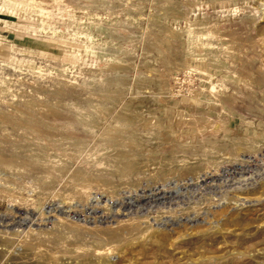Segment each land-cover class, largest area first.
<instances>
[{
	"label": "rangeland",
	"instance_id": "rangeland-1",
	"mask_svg": "<svg viewBox=\"0 0 264 264\" xmlns=\"http://www.w3.org/2000/svg\"><path fill=\"white\" fill-rule=\"evenodd\" d=\"M101 261L264 264V0H0V264Z\"/></svg>",
	"mask_w": 264,
	"mask_h": 264
},
{
	"label": "bare ground",
	"instance_id": "bare-ground-1",
	"mask_svg": "<svg viewBox=\"0 0 264 264\" xmlns=\"http://www.w3.org/2000/svg\"><path fill=\"white\" fill-rule=\"evenodd\" d=\"M252 10H254V9H252ZM250 13H251V12H250ZM251 14H252V13H251ZM255 15H256V14H255ZM252 18H253V17H252ZM255 19H256V18H255ZM254 23H256V22H254ZM227 47H228V46H227ZM231 73H232V72H231ZM233 73L236 74L235 72H233ZM233 73H232V74H233ZM230 75H231V74H230ZM236 75H237V74H236ZM236 75H235V76H236ZM231 79H232V78H231ZM228 80H229V79H228ZM229 81H230V80H229ZM170 88H171V87H170ZM211 89H212V88H211ZM213 89H214V88H213ZM213 89H212V90H213ZM214 90H215V89H214ZM214 90H213V91H214ZM216 93H217V92H216ZM209 94H210V93H209ZM212 95L214 96L215 93H214V94H211V97H212ZM218 95H219V94H218ZM214 97H215V96H214ZM214 99H215V98H214ZM216 99H217V98H216ZM126 107H127V106H125V108H126ZM125 108H124V109H125ZM125 111H126V109H125ZM223 111H224V110H223ZM155 113H156V112H155ZM159 117H160V116H159ZM205 125H207V124H203V126H205ZM208 128H209V127H208ZM198 129H199V128H198ZM200 129H201V128H200ZM205 129H206V128H203V129H201V130H203V132H204ZM199 131H200V130H198V132H199ZM203 132H202V133H203ZM199 133H200V132H199ZM202 133H201V134H202ZM205 133H206V132H205ZM210 142H211V141H210ZM239 144H240V143H239ZM241 145H242V144H241ZM243 145H244V144H243ZM221 146H222V145H221ZM234 146H235V145H234ZM249 146H251V145H250V144L247 145V146L244 145L243 147L251 150L252 147H249ZM252 146H253V145H252ZM254 146H255V145H254ZM217 148H218V147H217ZM219 148H220V147H219ZM222 148H223V147H222ZM255 148H256V147H255ZM215 149H216V148H215ZM237 149H239V148L237 147ZM240 150H241V149H240ZM240 150H239V152H240ZM254 150H255V149H254ZM254 150H253V151H254ZM217 151H218V150H217ZM218 152H219V151H218ZM256 152H258V151H256ZM58 153H59V152H58ZM241 153H242V152H241ZM243 153H244V152H243ZM254 153H255V152H254ZM248 154H249V153H248ZM252 154H253V153H252ZM51 155H52V154H51ZM237 155H239V154H237ZM241 155H242V154H241ZM255 155H257V154H255ZM204 156H205V155H204ZM251 156H252V155H251ZM233 157H234V156H233ZM237 158H238V157H237ZM212 161H213V160H212ZM42 162H43V161H42ZM244 162H245V161L242 160V161H241V164L239 163V165H240V166H244V165H245ZM33 163H34V162H32V164H33ZM212 163H213V162H212ZM237 163H238V162H237ZM38 164H39V163H38ZM46 164H48V163H46ZM33 165H34V164H33ZM42 166H45V165H42ZM200 166H201V165H200ZM200 166H199V167H200ZM213 166H214V165H213ZM206 168H207V167H206ZM41 169H43V168H41ZM215 169H216V168H215ZM206 170H207V169H206ZM96 180H98V179H96ZM91 181H92V180H91ZM98 181H99V180H98ZM98 181H97V183H98ZM89 182H90V181H89ZM94 182H95V181H94ZM100 182H101V181H100ZM92 183H93V182H92ZM85 184H89V183H85ZM93 184H96V182L93 183ZM99 184H100V183H99ZM84 186H85V185H84ZM88 186H89V185H88ZM90 186H91V185H90ZM88 188H89V187H87V189H88ZM85 189H86V188H85ZM71 193H72V192H71ZM75 193H76V192H75ZM33 197H34V196H33ZM56 198H57V197H56ZM68 198H69V197H68ZM34 200H35V199H34ZM63 201H64V200H63ZM65 203H66V202H65ZM68 204H69V202H68ZM71 204H72V203H71ZM54 207H55V206H54ZM55 208H56V207H55ZM60 208H61V207H60ZM75 208H76V207H75ZM34 209H35V208H34ZM78 209H79V208H78ZM86 209H87V208H86ZM59 210H60V209H59ZM73 210H76V209H73ZM193 210H194V209H193ZM45 211H46V210H45ZM61 211H62V213H63L64 210H61ZM77 211H78V210H77ZM31 212H32V211H31ZM49 212H50V211H49ZM49 212H48V213H49ZM56 212H57V211H56ZM78 212H79V211H78ZM45 213H46V212H45ZM54 213H55V212H53V214H54ZM68 213H69V212H68ZM55 214H56V213H55ZM57 214L59 215L60 212L57 213ZM57 214H56V215H57ZM72 214H73V213H72ZM44 215H45V214H44ZM50 215H51V214H50ZM58 215H57V216H58ZM67 215H68V214H67ZM84 215H85V214H84ZM59 216H60V215H59ZM61 216H62V215H61ZM64 216H65V215H64ZM67 217H68V216H67ZM56 218H58V217H56ZM69 218H70V216H69ZM73 218H74V217H73ZM73 218H71V219H73ZM59 220H60V221H65V222H66V221H70V220H69L68 218H66V217H60ZM145 220H147V219H145ZM75 221H76V220H75ZM75 221H74V222H75ZM83 221H84V220H83ZM78 222H79V221H78ZM80 222H81V221H80ZM68 223H69V222H68ZM125 223H126V222H125ZM133 223H135V225H136L135 227H137L138 229L141 227V224L139 225V221H138V222H137V221H135V222L133 221ZM60 224H61V223H60ZM69 224H70V223H69ZM72 224H74V223H72ZM76 224H77V223H76ZM80 224H81V223H80ZM82 224L84 225V223H82ZM82 224H81V225H82ZM70 225H71V224H70ZM83 225H82V226H83ZM131 225H132V224H130V226H131ZM85 226H86V225H85ZM70 228H73V227L70 226ZM75 228H76V227H75ZM80 228H81V227H80ZM87 228H88V225H87ZM94 229H95V228H94ZM142 229L144 230V228H142ZM76 230H77V228H76ZM135 230H136V229H135ZM78 231H79V230H78ZM136 232H138V231L136 230ZM133 233H134V232H133ZM18 247H19V246H18ZM43 247H44V246H43ZM95 247H96V246H95ZM114 247H115V246H114ZM39 249H41V248H39ZM95 249H96V248H95ZM20 250H21V249H20ZM64 250H65V249H64ZM106 250H107V249H106ZM106 250H105V251H106ZM43 251H45V250H43ZM54 251H55V250H54ZM54 251H52L50 258H51V260L53 261V263H58V262H59V259L62 258V257L60 258V256H61L60 254H61V253H60V252H58V253H60V254H58V253H53ZM66 251H67V250H66ZM91 251H92V250H91ZM93 251H94V250H93ZM105 251H103V250H101V249H98V250L96 249V252L98 253V256L100 255L102 258L107 257V256H110V252H108V251L105 252ZM36 252H37V251H36ZM56 252H57V251H56ZM74 252H76V251H74ZM77 252H78V251H77ZM77 252L74 253V255L77 254ZM85 252H87V251H85ZM80 253H81V254L83 253L82 250H81ZM88 253H89V252H88ZM94 253H95V252H94ZM38 254H40V253H38ZM47 254H48V252H47ZM66 254H67V253H66ZM66 254H65V255H66ZM111 254H112V253H111ZM69 255H70V254H69ZM90 255H91V254H90ZM34 256H35V255H34ZM46 256H49V254L46 255ZM46 256H45V257H46ZM63 256H64V254H63ZM71 256H72V252H71ZM112 256H113V255H112ZM37 257H38V256H37ZM73 257H74V256H73ZM73 257H72V258H73ZM64 258H65V257H64ZM72 258H71V259H72ZM99 258H100V257H99ZM39 259H40V258H39ZM46 259H47V258H46ZM68 259H69V258H68ZM75 259H76V258H75ZM78 259H79V258H78ZM82 259H83V258H82ZM111 259H112V257H111ZM43 260H44V259H42V261H43ZM48 260H49V259H48ZM61 260H63V259H61ZM61 260H60V261H61ZM73 260H74V259H73ZM76 260H77V259H76ZM84 260H86V259H84ZM96 260H97V259H96ZM98 260H100V259H98ZM64 261H65V260H64ZM64 261H63V262H64ZM66 261H68V260H66ZM74 261H75V260H74ZM81 261H82V260H81ZM86 261H89V259L86 260ZM94 261H95V259H94ZM102 261H103V260H102ZM102 261H101V263H104V262H102ZM47 262H48V261H47ZM83 262H85V261H83ZM61 263H62V262H61ZM72 263H73V262H72ZM93 263H94V262H93ZM93 263L91 262V264H93ZM97 263H99V262L97 261ZM62 264H64V263H62ZM67 264H68V263H67ZM69 264H70V263H69ZM104 264H105V263H104Z\"/></svg>",
	"mask_w": 264,
	"mask_h": 264
}]
</instances>
